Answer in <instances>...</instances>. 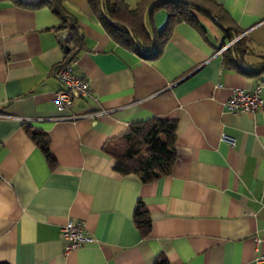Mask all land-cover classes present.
I'll return each instance as SVG.
<instances>
[{
	"label": "crops",
	"instance_id": "1",
	"mask_svg": "<svg viewBox=\"0 0 264 264\" xmlns=\"http://www.w3.org/2000/svg\"><path fill=\"white\" fill-rule=\"evenodd\" d=\"M45 0H0V262L9 264H264V109L232 113L236 88L260 84L264 99V0H214L224 19L195 14L177 23L153 59L111 37L87 0H64L82 45L71 61L92 95L75 98L59 119L54 68L68 30ZM135 8L140 0H125ZM152 33L168 21L147 13ZM252 52L225 65L227 33ZM236 38V37H235ZM237 40V39H236ZM173 119L171 173L141 183L114 171L103 151L134 123ZM49 139L50 164L27 131ZM231 137L233 145L222 139ZM146 236L133 220L138 200ZM80 220L93 238L64 252L60 228Z\"/></svg>",
	"mask_w": 264,
	"mask_h": 264
},
{
	"label": "trees",
	"instance_id": "2",
	"mask_svg": "<svg viewBox=\"0 0 264 264\" xmlns=\"http://www.w3.org/2000/svg\"><path fill=\"white\" fill-rule=\"evenodd\" d=\"M91 9L99 15L106 32L115 40L130 46L145 59L158 56L173 27L179 22L196 24L195 14L212 18L220 23L224 13L214 0H140L135 8H130L125 0H87ZM47 4L60 22L57 30H68L63 44L64 59L58 65L71 63L82 45V37L76 24V17L64 6V0H45L29 5L38 7ZM163 9L168 15L166 26L152 33L145 21L147 13ZM239 35V31L229 30L226 42ZM225 65L242 61L243 55L252 52L245 37L235 40L222 51ZM260 70L264 69V56ZM176 127L173 119L153 118L131 124L126 132L111 139L103 146V151L114 160L113 169L121 175H135L141 183H150L169 175L176 161ZM29 137L43 151L50 164L54 158L49 150L48 137L39 131H27ZM133 220L146 236L150 230L148 211L140 199L133 210ZM165 257H159L155 264H166ZM0 264H9L0 262Z\"/></svg>",
	"mask_w": 264,
	"mask_h": 264
},
{
	"label": "built area",
	"instance_id": "3",
	"mask_svg": "<svg viewBox=\"0 0 264 264\" xmlns=\"http://www.w3.org/2000/svg\"><path fill=\"white\" fill-rule=\"evenodd\" d=\"M238 37L231 40L222 48L229 47ZM54 77L60 82L61 88L54 93L56 110L60 113L59 119L74 120L81 114H65L75 98L91 97L92 91L89 82L77 73L72 63L57 65L53 70ZM260 84L252 90L236 88L225 103V107L232 113L255 112L264 109V99L260 96ZM7 117L0 113V118ZM222 139L229 145L234 141L231 137L222 135ZM60 236L64 240V252L68 253L79 249L84 243L91 242L93 238L87 233L84 223L80 220L68 219L60 228ZM264 262V256L256 259V263Z\"/></svg>",
	"mask_w": 264,
	"mask_h": 264
},
{
	"label": "water",
	"instance_id": "4",
	"mask_svg": "<svg viewBox=\"0 0 264 264\" xmlns=\"http://www.w3.org/2000/svg\"><path fill=\"white\" fill-rule=\"evenodd\" d=\"M219 26H220V23L216 22Z\"/></svg>",
	"mask_w": 264,
	"mask_h": 264
}]
</instances>
